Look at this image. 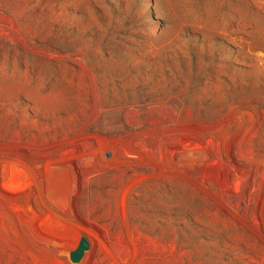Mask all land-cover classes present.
<instances>
[{"label":"rangeland","instance_id":"1","mask_svg":"<svg viewBox=\"0 0 264 264\" xmlns=\"http://www.w3.org/2000/svg\"><path fill=\"white\" fill-rule=\"evenodd\" d=\"M0 264H264V0H0Z\"/></svg>","mask_w":264,"mask_h":264},{"label":"water","instance_id":"2","mask_svg":"<svg viewBox=\"0 0 264 264\" xmlns=\"http://www.w3.org/2000/svg\"><path fill=\"white\" fill-rule=\"evenodd\" d=\"M86 250H88V242L85 237H82L76 249L69 255L70 261L78 263Z\"/></svg>","mask_w":264,"mask_h":264}]
</instances>
